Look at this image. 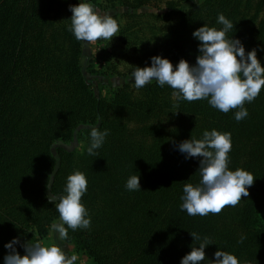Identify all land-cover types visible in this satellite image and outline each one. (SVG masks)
Wrapping results in <instances>:
<instances>
[{
  "label": "trees",
  "instance_id": "trees-1",
  "mask_svg": "<svg viewBox=\"0 0 264 264\" xmlns=\"http://www.w3.org/2000/svg\"><path fill=\"white\" fill-rule=\"evenodd\" d=\"M79 2L0 0V264L7 243L18 238L15 247L23 255L22 245L43 239L59 220L48 196L63 194L73 170L87 178L81 202L91 227L69 229L64 241L93 264H180L200 243L191 232L210 241L200 264H210L218 250L240 264H264V88L245 103L249 115L239 122L238 109L223 113L207 99L177 100L172 88L155 80L140 89L125 83L103 95L92 83L108 70L118 71L115 65L96 69L94 59L82 61L86 42L68 30L70 5ZM156 2L123 5L160 9ZM219 13L234 25L227 37L239 39L246 53L255 48L264 66V0H166L162 13H125L119 32L152 17L163 30L158 54L145 48L136 66H151L157 55L194 65L200 42L192 33L204 24L221 29ZM92 127L109 130L95 155L87 152ZM212 129L231 133L229 169L242 168L255 180L237 206L189 216L180 209V197L186 183L199 182L201 158H186L178 145ZM131 175L139 176L141 190L126 189Z\"/></svg>",
  "mask_w": 264,
  "mask_h": 264
},
{
  "label": "clouds",
  "instance_id": "clouds-1",
  "mask_svg": "<svg viewBox=\"0 0 264 264\" xmlns=\"http://www.w3.org/2000/svg\"><path fill=\"white\" fill-rule=\"evenodd\" d=\"M69 10L72 15L68 30L78 41H111L119 31V24L112 15L99 13L85 0L70 5ZM217 23L223 27L217 29L204 24L192 33L200 42L194 65L181 59L174 67L169 59L153 56L151 66H135L132 70L135 87L143 88L155 80L160 87L168 85L172 88V95L177 100L193 102L207 99L211 107L223 113L238 109L234 116L237 122L246 118L249 113L244 107L245 103L253 102L264 88V66L257 58L255 48L246 53L239 39L227 37L234 25L223 13L218 14ZM89 135L91 143L87 152L95 155V150L103 145L109 130L92 127ZM231 148V133L216 129L205 130L202 138L184 140L178 145L186 158H201L197 170L199 182L196 185L186 183L180 197V209L189 216L218 215L225 207H235L243 197L249 195L248 188L253 185L255 177L242 168L235 171L229 169L228 154ZM87 183L83 172L73 170L67 176L63 194L48 196L49 203H53L59 213V222L53 221L51 230L58 234L60 240L68 238L69 229L75 231L91 227V218L81 202L87 192ZM125 187L129 191L141 190L139 176H129ZM190 235L200 243L198 247L191 246V251L183 256L180 264H200L206 258L205 248L210 245L209 238L201 239L195 232ZM18 243L19 239L14 238L5 245L8 253L4 257V264H75L78 260L76 254L68 256L56 244L42 241L25 243L22 245L24 255H21L15 247ZM214 257L210 264H240L237 257L227 251L218 250Z\"/></svg>",
  "mask_w": 264,
  "mask_h": 264
},
{
  "label": "rangeland",
  "instance_id": "rangeland-1",
  "mask_svg": "<svg viewBox=\"0 0 264 264\" xmlns=\"http://www.w3.org/2000/svg\"><path fill=\"white\" fill-rule=\"evenodd\" d=\"M166 0H157L156 3H159V7L154 5L142 6L136 10L127 9L123 5V0H95L97 6L95 9L103 14L108 13L115 18L119 24L122 26L124 24L125 17L124 14L127 12H137V13H162L165 9ZM143 21H147L146 24H143ZM153 18L149 17L147 19L142 18L140 22L131 21L129 31H125L123 34H120L118 31L116 36L109 40H98L95 43H85L83 48V57L82 61H87L88 59H94V67L97 69H106L112 65H115L118 73L110 72L103 78H100L99 83L93 82L92 85L95 90L99 91L101 94L106 96H111L113 90L125 83L130 85L134 84V80L131 76V73L128 72L130 67H135L138 64H141L142 55L145 51V48L155 49L158 54V47L160 36H162L161 31H163L158 23L155 25L153 23ZM145 28L144 30H139V26ZM150 26V29L148 28ZM167 27V26H166ZM136 29V30H135ZM133 30L137 31L134 32ZM167 33V29L164 30ZM178 64V63H177ZM177 64H173L175 67ZM261 220L264 223V210L260 214Z\"/></svg>",
  "mask_w": 264,
  "mask_h": 264
},
{
  "label": "crops",
  "instance_id": "crops-1",
  "mask_svg": "<svg viewBox=\"0 0 264 264\" xmlns=\"http://www.w3.org/2000/svg\"><path fill=\"white\" fill-rule=\"evenodd\" d=\"M56 222H59V220H57ZM39 241H42L45 244H53V243L56 244L57 246L61 247V249L68 256L76 254L78 256V260L75 262V264H93L92 260L88 258L84 253L77 251L72 243L65 242L64 240H60L58 234L52 231L51 227L47 235Z\"/></svg>",
  "mask_w": 264,
  "mask_h": 264
}]
</instances>
